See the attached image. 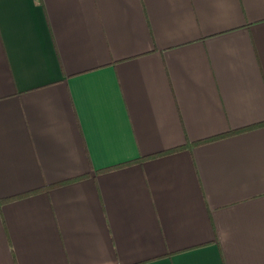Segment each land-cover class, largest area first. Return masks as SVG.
<instances>
[{
  "label": "crops",
  "instance_id": "obj_1",
  "mask_svg": "<svg viewBox=\"0 0 264 264\" xmlns=\"http://www.w3.org/2000/svg\"><path fill=\"white\" fill-rule=\"evenodd\" d=\"M0 264H264V0H0Z\"/></svg>",
  "mask_w": 264,
  "mask_h": 264
},
{
  "label": "trees",
  "instance_id": "obj_2",
  "mask_svg": "<svg viewBox=\"0 0 264 264\" xmlns=\"http://www.w3.org/2000/svg\"><path fill=\"white\" fill-rule=\"evenodd\" d=\"M212 139V138H211ZM210 139V140H211ZM198 143V142H197ZM173 151V150H172ZM171 152V151H170ZM157 155H155V156H149V157H145L144 159H150V158H153V157H156ZM134 162V161H133ZM133 162H129V163H133Z\"/></svg>",
  "mask_w": 264,
  "mask_h": 264
}]
</instances>
